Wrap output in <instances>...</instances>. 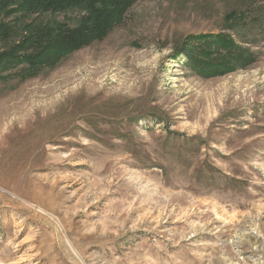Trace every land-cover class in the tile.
I'll return each instance as SVG.
<instances>
[{
	"label": "rangeland",
	"instance_id": "rangeland-1",
	"mask_svg": "<svg viewBox=\"0 0 264 264\" xmlns=\"http://www.w3.org/2000/svg\"><path fill=\"white\" fill-rule=\"evenodd\" d=\"M220 33L253 61L202 76L176 56ZM0 264H264V0H137L103 40L0 79Z\"/></svg>",
	"mask_w": 264,
	"mask_h": 264
},
{
	"label": "trees",
	"instance_id": "trees-1",
	"mask_svg": "<svg viewBox=\"0 0 264 264\" xmlns=\"http://www.w3.org/2000/svg\"><path fill=\"white\" fill-rule=\"evenodd\" d=\"M136 1L0 0V43L18 39L7 48H0V79L34 77L45 68L57 66L69 54L103 40L124 21ZM74 9L82 11L75 23L58 19L46 21L40 16ZM16 12L29 16L37 14V17L29 22L6 20ZM236 16V12L228 15L230 19ZM179 54L188 59L190 69L202 76L234 71L246 67L254 59L247 48L224 33L190 35L176 56Z\"/></svg>",
	"mask_w": 264,
	"mask_h": 264
}]
</instances>
